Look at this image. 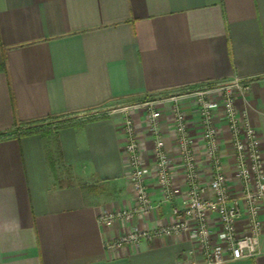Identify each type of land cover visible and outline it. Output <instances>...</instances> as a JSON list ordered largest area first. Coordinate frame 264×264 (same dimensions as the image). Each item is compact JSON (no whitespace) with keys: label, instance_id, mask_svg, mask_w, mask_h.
I'll use <instances>...</instances> for the list:
<instances>
[{"label":"crops","instance_id":"obj_1","mask_svg":"<svg viewBox=\"0 0 264 264\" xmlns=\"http://www.w3.org/2000/svg\"><path fill=\"white\" fill-rule=\"evenodd\" d=\"M2 61L0 264H182L195 246L192 234L113 251L105 241L169 224L183 206L187 186L172 128L176 104L196 139L203 179H210L190 101L203 86L249 85L245 97L237 96V109L256 123L264 159V0H0ZM148 105L161 113L175 198L164 200L151 172V214L103 228L100 213L135 205L124 154L127 116L153 167ZM65 116L74 119L21 133ZM215 123L228 183L239 195L222 111ZM222 264H264V233L255 257Z\"/></svg>","mask_w":264,"mask_h":264},{"label":"built area","instance_id":"obj_2","mask_svg":"<svg viewBox=\"0 0 264 264\" xmlns=\"http://www.w3.org/2000/svg\"><path fill=\"white\" fill-rule=\"evenodd\" d=\"M249 85L235 82L216 84L197 93L195 105L202 129L204 157L212 170L204 181L199 152L184 109L172 108V128L176 135V152L187 186L183 206L173 210L171 223L153 229H133L105 241V249L120 250L142 241L162 237L194 235L195 246L182 264H222L227 260L250 259L260 248L264 224V159L256 123L249 113L237 109V96L245 97ZM211 97V98H210ZM222 111L234 148L235 170L241 187L239 195L230 189L222 155L220 130L215 116ZM148 123L153 138V167L147 165L137 140L135 122L129 116L124 124V154L129 166L128 182L135 205L130 209L102 212L97 221L103 228H112L117 221L129 224L137 217L152 212L147 179L156 175L165 201L175 198L173 176L175 166L160 136L161 113L147 106ZM24 131V130H23ZM27 131V130H26ZM239 223H244L242 228Z\"/></svg>","mask_w":264,"mask_h":264},{"label":"rangeland","instance_id":"obj_3","mask_svg":"<svg viewBox=\"0 0 264 264\" xmlns=\"http://www.w3.org/2000/svg\"><path fill=\"white\" fill-rule=\"evenodd\" d=\"M216 84H209L207 86H203L202 88H200L198 90L199 93L203 92V91H206L207 88H210V87H215ZM196 92V93H198ZM211 98V97H210ZM190 101L192 102V105L193 106H196L195 103V99H190ZM196 110V109H195ZM71 119H74L73 117L71 116H65V117H61V118H58V119H54V120H51V121H43V122H37L35 123L34 125H32V128H36L38 130H40V132H44L47 128H50V127H55L57 125H63L65 124L66 122L68 121H71ZM30 128V127H29ZM29 128H24L22 129V131H26L28 130ZM31 129V128H30Z\"/></svg>","mask_w":264,"mask_h":264},{"label":"trees","instance_id":"obj_4","mask_svg":"<svg viewBox=\"0 0 264 264\" xmlns=\"http://www.w3.org/2000/svg\"><path fill=\"white\" fill-rule=\"evenodd\" d=\"M0 68L2 69H4V62L2 61V63H1V65H0ZM61 125H57V126H55V127H50V128H47L46 130H49V129H52V128H58V127H60ZM31 128V129H30ZM27 131H21V133H23V134H28V133H34V132H40V130H38V129H36V128H32V127H30ZM45 130V131H46ZM49 165H50V167H51V170L53 171V172H55V162H54V160L52 159V157H50L49 158Z\"/></svg>","mask_w":264,"mask_h":264}]
</instances>
